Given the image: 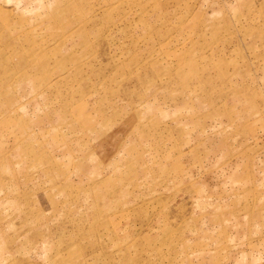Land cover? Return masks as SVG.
Listing matches in <instances>:
<instances>
[{"label": "rangeland", "instance_id": "374dc122", "mask_svg": "<svg viewBox=\"0 0 264 264\" xmlns=\"http://www.w3.org/2000/svg\"><path fill=\"white\" fill-rule=\"evenodd\" d=\"M0 264H264V0H0Z\"/></svg>", "mask_w": 264, "mask_h": 264}]
</instances>
